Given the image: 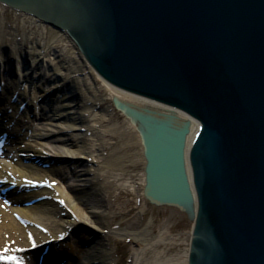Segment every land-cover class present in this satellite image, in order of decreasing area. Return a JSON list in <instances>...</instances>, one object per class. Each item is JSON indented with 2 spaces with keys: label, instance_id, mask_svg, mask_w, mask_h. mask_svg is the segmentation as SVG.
<instances>
[{
  "label": "water",
  "instance_id": "water-1",
  "mask_svg": "<svg viewBox=\"0 0 264 264\" xmlns=\"http://www.w3.org/2000/svg\"><path fill=\"white\" fill-rule=\"evenodd\" d=\"M0 2L66 30L110 83L197 120L188 264H264V0ZM139 124L146 196L188 206L186 126Z\"/></svg>",
  "mask_w": 264,
  "mask_h": 264
},
{
  "label": "bare ground",
  "instance_id": "bare-ground-1",
  "mask_svg": "<svg viewBox=\"0 0 264 264\" xmlns=\"http://www.w3.org/2000/svg\"><path fill=\"white\" fill-rule=\"evenodd\" d=\"M0 8L12 12L16 18L10 23H5L4 17L0 13V141L4 146L0 154L5 156L10 154L14 158L24 150L26 153L24 158H27L29 156L26 149L30 146L33 149L36 146L51 147L52 161L46 159L47 156L44 155L46 152H41L45 157L42 162L48 163L49 161L50 163L47 164L49 168L46 170L41 159L38 160L41 166L28 164L33 170L27 175V179L30 180L29 182H34V185L40 184V181L34 180L40 178L38 172L41 171L43 176H46L45 179L50 176L51 181L59 180V185L56 184V189L53 188V191L54 194L57 193L55 197L59 201L66 203L65 207L60 208V205L52 203V200L42 201V197L50 195L49 191L39 189L40 186L34 188L36 186L33 184L22 182L24 180L22 177H26V164L23 162L24 165H15L16 167L11 165L8 168L6 166L5 170L4 165L0 162V198L8 199L6 195H3L2 188L11 186L16 194L15 203L33 201L31 207L20 206L17 209L21 220L28 222L27 225H21L17 221L16 215H14L16 210L0 207V262L10 263L12 261L13 264H16V260L20 259L17 250L34 246L32 251L40 255L39 257L45 253L43 262L49 260L51 264L68 262L78 264V260H73L74 257L64 259L65 255L63 257L60 251L58 252L59 249H56L58 246L56 234L60 233L59 236L71 235L79 243L76 253L82 255L85 262L81 264H115V260L111 259L109 248L114 239L107 235L106 229L115 223L114 219L118 215L111 211L110 204L104 202V195L99 191L98 185L92 181V178L94 176L101 177L103 170L99 169V166L102 162L106 164L107 170L112 169V161L108 160L110 157L113 159L114 165L118 169H122L121 172L124 171L122 165L124 163H115L118 160L116 157L120 156L123 160L128 158L127 161L131 166L142 165L141 195L148 205L162 208L164 215L161 221L147 223L148 226L142 228L144 226H142V220H134L129 212L120 213L118 229L109 231V233L122 235L121 230L127 231L125 237H132L144 243L141 250L132 252L130 264H188L192 232L196 222L197 199L192 183L187 149L199 131L200 123L177 107L132 93L105 80L87 62L77 43L66 30L47 23L32 13L2 2H0ZM106 100H109L111 105L108 110L104 108ZM25 101L29 104V109L31 108V111L28 112L33 116L31 123L37 120L44 121L42 127L45 124L53 125L57 128L56 131L61 133L51 137L39 134L31 145H28V141H24L27 143H23L22 146L18 145L17 138L20 137H16L14 133L20 132L24 128L22 115L18 110ZM40 106L45 108L41 112ZM26 108L28 109V107ZM15 114H18L17 119L14 118ZM108 115L110 118L119 115L122 117L121 126L119 123H115V130L112 129V134L118 135V132L115 131L119 127L118 130H123L124 135L129 134L131 137L137 135V142L141 149V154L137 155V158L133 153L127 154L129 157L126 155L124 158L125 155L118 145L117 152L120 155H113L111 151L109 152L110 157L103 158L106 155L104 152L111 146L106 137L108 130H104L105 124H103ZM143 116L157 121H168L173 129H181L186 126L187 133L185 134L182 156L184 179L190 194L188 206H185L183 201L179 204L158 203L156 200H151L150 196H146L144 170L146 160L139 132L141 129L139 120ZM54 117L60 118L62 121L57 124L51 123ZM97 126L98 128L94 129ZM63 129L70 130L72 135L64 134ZM23 146H26V149H22ZM66 146L67 148L64 149ZM72 146H77L75 148L77 150L76 157H73L74 151L70 149ZM33 149L29 150L33 151ZM8 152L11 153L8 154ZM72 157L74 159H71ZM72 165H76V167ZM43 166L45 168H41ZM64 176L68 178L69 183L74 184L77 193L81 196L80 200L78 198L76 200L68 194ZM128 176L130 178V175ZM129 178L124 179V182L130 185ZM68 208L69 211H67ZM89 208L92 210L89 211ZM41 211L45 218H40L38 213ZM185 215L191 220L189 231H179L175 237H171V230L177 229L175 222L170 224L171 220L180 221ZM53 216L55 218L60 216L59 226L54 224ZM72 216L74 218H71ZM85 221L90 225H95L97 232H85L82 227V222ZM161 222H163V226ZM28 224H34L35 227L28 226ZM119 227H124L125 230ZM156 227H160L158 232ZM156 232L157 234H155ZM46 239H48V243H46ZM40 243L42 244L39 245ZM183 245L186 246L185 250L181 249ZM38 259L37 256L35 260L25 258L22 264H36L39 262Z\"/></svg>",
  "mask_w": 264,
  "mask_h": 264
},
{
  "label": "rangeland",
  "instance_id": "rangeland-1",
  "mask_svg": "<svg viewBox=\"0 0 264 264\" xmlns=\"http://www.w3.org/2000/svg\"><path fill=\"white\" fill-rule=\"evenodd\" d=\"M0 13H2L5 23H10L14 19H16L14 14H12V12H10V11L2 10L0 8ZM4 22H3V24H4ZM6 28H8V27H6ZM102 92H103V90H102ZM95 95H97V92H95ZM106 101L107 102L104 104V108L108 110V108H110L111 105L109 104V100H106ZM95 102H97V101H95ZM42 108H44V107L40 106V110ZM20 112L19 113L22 115L21 119H23V122H24L23 123L24 128H22V130L20 132L14 133V135H16V137H18V136L20 137V138H17V140H19L18 145L22 146L23 143H27L24 141H28L29 142L28 145H31L33 140L36 139L37 135H39V134L40 135L42 134L44 137H47V136L51 137V136H55V135H58L59 133H61V132L56 131L57 128H55V126H53V125H46L45 124V126L42 127L41 125H42V122H44V121H38L37 120L36 122L33 121L31 123L33 116H31V113L28 114L29 111L27 109H25L23 111L21 110ZM40 112L38 111V113H40ZM17 115L15 114V116H14L15 119H17ZM96 118H97V116H96ZM61 121L62 120L60 118L54 117V119L51 121V123L57 124L58 122H61ZM115 123L116 124L119 123V126H121L122 117L120 115L118 117L112 116V118H110V116L108 115V118L103 123V124H105L104 130H108V132H106V137L108 138L109 145H111L104 152L106 155H104L103 158L104 157H110L109 152H111V151H112L113 155L114 154L120 155L117 152L119 150L118 146L122 150V153L125 155V156H123L124 158H126V155L127 154L129 155V153L130 154L133 153L135 158H137V155L141 154V151H140L141 149H140L139 144L137 142L138 141L137 135L132 136V137L129 134L124 135L123 130H118L119 127L115 131L116 133L118 132L117 133L118 135L112 134V129L115 128ZM122 127H123V125H122ZM95 128L97 129L98 126L94 127V129ZM63 132H64V134L72 135V134H70V133H72L70 130H67V129L64 130L63 129ZM44 137H42V139H44ZM42 139H40V140H42ZM95 143H97V142H95ZM51 144H52V142H51ZM26 146H23L24 148H22V149H26L25 148ZM3 148H4V146H3L2 142H0V152L3 151ZM65 148H67V146L64 147V149ZM75 148H77V146L76 147L72 146L70 148L74 151L73 157L77 156V150ZM29 149H33L32 146H30V148L26 149V152H28V156H29V157L26 156L27 158H24V156L26 155L24 150H23L24 152L21 151L22 154L20 152V155L18 154L14 158L11 157V155L9 154L11 152H8V154H9L8 156L7 155L5 156L4 154H0V162L4 165V170H5L6 166H8V168H10L11 165L15 166V165L23 164V163L26 164L25 165L26 177H22V179H24V180H22V182H24L26 184H28V183L33 184L34 182H29L30 180L27 179V175H29L31 173L30 171L33 170V168H30L28 164H34L33 166H35V164H37V165L41 166L39 164L38 160L41 159L40 161L42 162V159L45 158L41 152H43V153L46 152V154H44V155L47 156L46 159H48L49 161H52L51 157H53V154H51L52 149L49 146L48 147L36 146L33 149V151H30ZM6 153H7V151H6ZM60 155H61V153H60ZM62 155H63V153H62ZM128 155H127V157H129ZM73 157L71 159H74ZM109 159L112 161L111 163L113 164V167H111L112 169L107 170L106 164H104V162H102L101 165L99 166V169L101 168L103 170L101 172V174H102L101 177L97 178V176L93 175L94 177L92 178V181L96 185H98L99 191H101L103 193L104 202H106V204H110V206L112 207L111 211L114 212L116 215H118V217L116 219H114V222L116 224L113 223L116 226L111 224V226L108 229H106V232L108 231L107 235L111 236L114 239L113 243L110 244V247H109L111 250V259L115 260V264H130L132 252L134 250H136V251L141 250L144 247V243L140 240L133 239L132 237H125V236H127V231H125L126 232L125 233L123 230H121L122 235H116V234H112V233L110 234L109 233V231H114V230L118 229L117 223L120 220V217H119L120 213L123 214L125 212H129L130 215L133 216L134 220H139V219L142 220V226L144 225L143 227L141 226L142 228H144L145 226H148L147 223H153V221H158V220L161 221L163 219L164 213L162 212L163 211L162 208L153 207V206L148 205L141 195V191H140L141 190L140 179H141V167H142L141 164H137L136 166H134V165L131 166L127 161L128 158H126V160H123V158L121 159L120 156H119V158L116 157V159H118L117 162H115L116 164L117 163H124L125 164V165L122 164L124 171L121 172L122 169H118L114 165L113 159L111 157L108 158V160ZM19 160H21V161H19ZM49 161H48V163H50ZM107 162H109V161H107ZM42 163L44 166H46V170H47L49 168L47 166L48 163L47 162H42ZM44 166L41 168H45ZM72 166L76 167V165H72ZM96 167H97V165L95 166V168ZM17 168H19V167L17 166ZM95 168H94V172H95ZM38 174L40 175V178L35 179L34 181H38V182L40 181V184L39 183H38V185L33 184L34 186H36L34 188H37L38 186H40V187H38L39 189L47 190L50 192L49 196L48 195L44 196V197H42L41 200L42 201L44 200L46 202L49 200H52V203L55 202V203L59 204L60 208H62L63 206L65 207L66 203L63 201H59L57 199V197H55V196H57V193L54 194V191H53L54 189H56V184L59 185V180L58 181L57 180L51 181L50 176H48L46 174L48 176V178H47L48 180H47L44 178L46 176L45 175L43 176V173L41 171L38 172ZM124 174H126V175H124ZM128 175H130V178ZM65 178L66 177L64 176V182H66V191L68 192V194L72 198H74L76 200H77V198L79 199L81 196H80V194L77 193L76 187L73 186L74 184H71L68 182V178H66V180H65ZM126 178H129V180L131 181L130 185L124 182V179H126ZM45 180H47V182H45ZM1 185H3V184H1ZM103 185H104V188H103ZM0 189H1V186H0ZM2 191H3L2 192L3 195L4 196L6 195L9 200L6 199V197H5V199L0 198V207L5 208V209L16 210V213L14 211V215H16L15 217H16L17 221L19 223H21V225H23V224L27 225L28 222L21 220V217L19 216L20 214H19V212H17V209L20 206H22L24 208H29L32 205L31 202L33 203V201H30V202H28V201L24 202L23 201V202H16L15 203L14 197L16 196V194H15V190L11 186H8L5 188L3 187ZM89 209H87V210H89V211L92 210L91 208H89ZM67 211H69V208L67 209ZM11 214H12V212H11ZM38 214L40 215V218L44 217L42 211ZM59 217L55 218L53 216V218H54L53 221H54V224L56 226H59V222H58L60 220ZM71 218H74V216H72ZM171 221L172 222H170V224L175 222L176 226H177V229H175V231L171 230L172 231V233H171L172 235H170L171 237L172 236L175 237V235L178 234L179 231L180 232H187V231H189V229L191 227V220L186 215L183 219H180V221L179 220H176V221L171 220ZM161 223L163 226V222H161ZM28 226L35 227L34 224H30V225L28 224ZM82 227L84 228L85 232H88V231L97 232L95 229V225H93V224L90 225V224L86 223V221L84 223L82 222ZM160 227H161V225H160ZM160 227H156V229H158L157 232L160 230ZM119 228L124 229V227H119ZM157 232L155 234H157ZM61 233L63 234V232H61ZM58 234H60V233L56 234L57 235L56 241L58 243V246H56V249H59L58 252L60 251V253L63 255V257L65 255L66 258L64 257V259H71L74 257L73 260H75V261L78 260V264L85 263L83 256L78 255V253H76L78 245H79V243L76 242V239L73 238L71 235L70 236H63V235L59 236ZM154 236H157V235H154ZM47 240L48 239H46V243H48ZM41 244L42 243H40L39 245H41ZM45 248L48 249L47 246H45ZM33 249H34V246L17 250V254H18L20 259L16 260V264H22V262L25 258H33L35 260L36 256L39 258L38 259L39 262H37L36 264H38V263L39 264H51L49 260L48 261L45 260L43 262L44 257L46 256L45 253H44V255L41 254V257H39L40 255L33 253V251H32ZM181 249L185 250L186 246L183 245L181 247ZM0 264H13V262L12 261L10 263L0 262ZM63 264H70V263L68 262V263H63Z\"/></svg>",
  "mask_w": 264,
  "mask_h": 264
}]
</instances>
